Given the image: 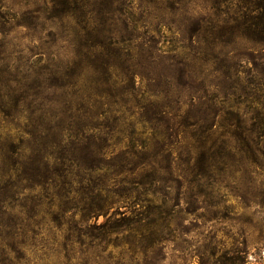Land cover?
Listing matches in <instances>:
<instances>
[{
	"label": "trees",
	"instance_id": "trees-1",
	"mask_svg": "<svg viewBox=\"0 0 264 264\" xmlns=\"http://www.w3.org/2000/svg\"><path fill=\"white\" fill-rule=\"evenodd\" d=\"M211 1L215 17L183 29L174 0H51L21 16L0 0V264H32L38 245L62 264H162L176 217L264 161V79L234 49L264 47V0ZM40 13L64 34L8 39Z\"/></svg>",
	"mask_w": 264,
	"mask_h": 264
},
{
	"label": "rangeland",
	"instance_id": "rangeland-1",
	"mask_svg": "<svg viewBox=\"0 0 264 264\" xmlns=\"http://www.w3.org/2000/svg\"><path fill=\"white\" fill-rule=\"evenodd\" d=\"M50 1L4 0V4L21 16L30 11L48 8ZM174 1L180 4L175 3L179 10L176 20L179 21L178 27L183 29L200 17L214 18L216 15L211 0ZM134 5L138 7L140 2L136 1ZM7 10L1 9L2 12ZM18 18L21 20V17ZM53 23L46 19L44 13H40L34 27H28L27 24L16 26L13 23V31L8 39L30 47H33L31 41L37 45L40 44L39 41L50 42V33L59 31L64 34L60 25L55 26ZM234 49L236 52L251 53L253 58L245 66L246 70L253 69L259 79H264V47L257 48L239 41ZM257 93L259 102L255 104L256 109L264 114V84L258 87ZM244 171L238 176L234 173L227 175L220 184H214L213 190L218 187L219 190H215L212 198H201L194 212L189 214L183 211V214L176 217L171 226L175 230V238L164 243L163 255L165 254L166 259L162 264H199L201 259L212 261V257H219L237 248L245 251L247 257L245 263H237L264 264V161L246 164ZM182 208H185L183 204ZM102 221L103 218H100L99 222ZM44 237L48 241L52 240L48 233ZM49 243L45 245L52 249ZM28 256L32 264H62L53 250L42 245L31 247Z\"/></svg>",
	"mask_w": 264,
	"mask_h": 264
}]
</instances>
